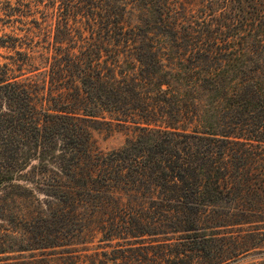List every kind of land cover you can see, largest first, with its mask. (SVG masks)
<instances>
[{
	"label": "trees",
	"instance_id": "obj_1",
	"mask_svg": "<svg viewBox=\"0 0 264 264\" xmlns=\"http://www.w3.org/2000/svg\"><path fill=\"white\" fill-rule=\"evenodd\" d=\"M0 50V264H264V0H0Z\"/></svg>",
	"mask_w": 264,
	"mask_h": 264
},
{
	"label": "rangeland",
	"instance_id": "obj_2",
	"mask_svg": "<svg viewBox=\"0 0 264 264\" xmlns=\"http://www.w3.org/2000/svg\"><path fill=\"white\" fill-rule=\"evenodd\" d=\"M5 32H8L7 29ZM6 53L2 50H0V55L4 56ZM0 62H2V59H0ZM108 119L105 116V119L103 122L107 121ZM102 120L96 119L91 122H89V133L91 136V139L93 141L94 147L97 151L100 152H108L111 150L118 149L121 147L125 141L126 138H128L131 133L125 129H123L121 126L116 125L114 122L111 123H103ZM98 235L87 233V239L86 243L79 244L77 246H74V250L78 251L82 255L89 254L91 252H100L105 249L104 246H106L105 243H99L97 242ZM102 248V249H101ZM106 250H108L106 248ZM60 252L58 249L56 251L50 252L53 255L48 257L50 264H59L58 261L61 260L56 255V253ZM42 254L40 252L35 253L34 255L38 256ZM27 256L26 253H23L21 255L13 254L12 258H21ZM250 259H244L241 260L238 264H247L250 263ZM84 264H86L84 262Z\"/></svg>",
	"mask_w": 264,
	"mask_h": 264
}]
</instances>
